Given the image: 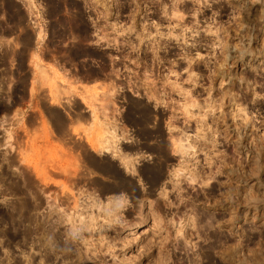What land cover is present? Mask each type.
<instances>
[{
    "label": "rangeland",
    "instance_id": "rangeland-1",
    "mask_svg": "<svg viewBox=\"0 0 264 264\" xmlns=\"http://www.w3.org/2000/svg\"><path fill=\"white\" fill-rule=\"evenodd\" d=\"M0 264H264V0H0Z\"/></svg>",
    "mask_w": 264,
    "mask_h": 264
},
{
    "label": "bare ground",
    "instance_id": "bare-ground-1",
    "mask_svg": "<svg viewBox=\"0 0 264 264\" xmlns=\"http://www.w3.org/2000/svg\"><path fill=\"white\" fill-rule=\"evenodd\" d=\"M112 134H113V136L116 138V133L115 132H112ZM243 136V135H242ZM244 138V137H243ZM242 139V138H241ZM239 141V140H238ZM237 143V142H236ZM196 145V144H195ZM114 147H116L115 148V151H119V147L118 146H116V145H113ZM177 146H178V148H176L178 151H181L183 154H185V157L187 156V155H192V154H194L196 151V147H197V145L196 146H194L193 144H191V142H190V139H188V137H184V139H182V141H180V143L179 144H177ZM238 147V149H244L245 148V145H244V142L243 141H239L238 142V145H237ZM105 147V146H104ZM110 147V149H111V146H109ZM109 147L108 146H106V150H108L109 149ZM237 150V149H236ZM239 151V150H238ZM193 152V153H192ZM248 154V153H247ZM106 167V166H105ZM107 168L108 167H106V170H107ZM105 169V168H104ZM110 171V170H109ZM194 176V175H193ZM199 176V175H198ZM196 179V177H193V179ZM247 178V177H246ZM194 179V180H195ZM253 193V192H252ZM253 196L254 194H250V196ZM251 196V198H253ZM51 238V237H50Z\"/></svg>",
    "mask_w": 264,
    "mask_h": 264
}]
</instances>
